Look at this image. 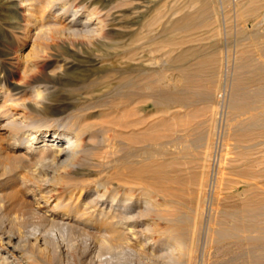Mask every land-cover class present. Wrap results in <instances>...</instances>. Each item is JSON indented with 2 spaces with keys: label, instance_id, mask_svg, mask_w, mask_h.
<instances>
[{
  "label": "bare ground",
  "instance_id": "obj_1",
  "mask_svg": "<svg viewBox=\"0 0 264 264\" xmlns=\"http://www.w3.org/2000/svg\"><path fill=\"white\" fill-rule=\"evenodd\" d=\"M216 1L217 0H171V5L169 6L170 15L168 16L167 13L168 18L163 21L158 11L157 14L153 13L156 3L155 5L149 6L151 2L147 5L145 4L147 0H118V8L133 4L131 7V14H133L132 18H129V20L126 19V22L124 20L125 24H121L122 27H130L133 29L130 31H113V36L121 39V42H113L111 44L115 49L121 47V49H117L114 52V55H127V60L123 66H119L120 68L114 64H108V66L103 64L105 65L103 72L107 77H113L112 75L114 72H119V79H117L115 83L111 80H107L100 88L94 87L97 81H91L90 86L92 89L83 91L68 90V96H63L60 95V92L57 90H53L52 88V90H50L49 85L43 86V88L41 86L25 90V86L21 85L20 82L16 80L15 76H18L20 80L27 77L30 66L23 64L22 60L17 56L16 50H12L11 46L6 44L8 36L5 35L4 29L6 27L4 25H9L10 27L16 25V28H24L25 31L28 32L34 29V31L31 32L32 34L29 33V38H31L33 42L32 49L34 50V56L37 57V60L35 62L33 61V65L38 68V66H41L40 63H44L42 59L54 55L49 53L47 49L46 40H48L49 37L55 38L64 35L99 37V35H102L106 30L107 19L103 16V13H100L96 8H90V6H92V0H0V18L4 20L2 21L4 25L0 23V115H5V119L0 124V132L4 130V134L7 133L5 140L9 148L13 151L25 149L23 152L24 154L27 153V155H21L19 157H9L12 159V162H0V169L3 174H8L14 168L18 167V165H22L21 162L26 159H28V161L34 159L33 168L37 166V168L45 174L52 171L51 168L58 169L70 165L75 166L76 161L82 154L93 150L92 147H89L88 140H94L97 137L95 130H93V128L96 127V123H90L86 120L90 117H97L98 119L99 116L105 112L108 116L106 117L105 115V118L98 119L101 120L97 123L98 125L100 124L98 131L102 133V135H100L102 136L101 141H104L106 145L111 148L109 149L108 146H106L107 148L105 149L108 150L105 151V155L102 157H109V155L116 154L119 151L123 152V154L115 159L100 161L101 166H111L112 164L118 163L120 159L126 161L131 156L136 157V162L133 161V163L137 165L132 168L131 171L134 173L133 175L131 173L129 174L128 171L121 172L119 170L109 173L108 176L102 178V180L97 183V186L90 189L92 190L90 193L93 191L97 192L96 196L94 195L95 197L82 204L83 208L77 205L80 199L76 200L74 206L67 204L69 201L63 206L62 202H60L61 197L58 198L55 204L50 207L51 214H47L49 215L48 221L50 224L57 225L58 223L63 231H65L69 227L74 226L75 221L81 222L85 220L86 225L89 226L106 220L111 223V227H108L110 243L106 244L107 242L104 243V240H100L99 243L106 249L119 251L120 249L127 248L126 243L128 242L124 239L125 237L127 239H131L132 236V238H135L137 225L134 219V212L137 211L139 207H142L143 209L140 211V216H142L143 219L148 220L147 215L156 211L162 219L168 221L167 225L164 227L165 231L169 232L168 236L166 235L157 240L153 238L151 240L149 236L145 237V239L147 238L148 240L146 244L149 242L154 244L150 250V264H193L195 260V264L197 263V258L194 256L193 242L190 244L187 240L190 233L188 230L190 228L187 227L183 230L180 228V222L184 220L182 218L180 219L182 215L178 216L179 218L171 215L173 218L171 216L169 218L168 216L170 213L168 212L167 214L165 210L160 208V205L169 206L171 204L170 200L172 198H170V196L178 197V189L180 187H174V184H178L182 182V180H185L184 174L180 172L183 171L182 168L177 167L175 165L176 162L169 163L167 160H165L166 162L161 161L158 166L156 165L157 170L154 171L156 173V182L154 180L153 182L159 184V198H156L151 190H145L143 187V185H145L144 172L146 171H144L140 158L144 152V146L141 145V143L145 137V132L143 130L145 126L144 116L142 115L144 106L142 102L146 87L144 81L146 77L145 73L151 69V67L146 66L149 63H147L148 54L145 51H147L149 45L157 44L156 40L159 39L161 35H164L162 32L164 31L165 33L166 27L172 31H180L179 33L182 31L186 32V37L183 35V38L178 36L175 38L171 33H169L168 36L167 34L165 35V38L167 36L169 42L171 39L180 38L178 39L179 43L184 42V44L189 40L187 36L188 32L194 27H198V29H200L199 27L204 28L212 21L214 23L213 28L217 29V31L221 30L222 21L224 20L227 22V16L222 10V13H220L216 5L217 3H215ZM232 3L237 7L238 12V14H236L238 22L234 28V49H226L223 55H221V53L219 54L220 51H213L211 53L200 52V49L198 50L195 46L194 48L188 47L183 50L177 47L181 52L176 54L175 60H186L189 62L192 57L201 58L205 56L206 58L205 60L202 58L201 61L198 59L201 64L199 63L195 66L191 65L192 67H189V64H193V61V63L190 62L187 64L189 66L185 67L186 64H184L183 67L181 66L183 71L181 74L184 73V75H182L184 81L183 84L174 85V92L169 88V83L164 84L168 90L163 88V91H166V101L173 99L180 108H188L198 101L204 103L208 100L212 101L213 112L211 113L213 115V125L215 126V130L214 132L212 131V133L215 135L218 130L217 126H219V117L222 114L220 110L224 100L223 97H225V82H227L226 79L228 75L232 77V87H230V89L232 88L233 91L229 104L231 115H233L234 119L228 124L227 134L238 141V152H234L235 154L237 153L238 163L233 166L232 163L235 159H226H229L230 162L233 161L231 163L233 168L230 167L229 171L233 170V172L240 177L236 182L241 185L239 188L235 189V187L232 186V182H230L229 188H233V190H231L227 196L235 199L237 198V201L231 208H221L222 210L219 213L216 212L219 215H214V217L211 215L209 217V226L203 252L200 259L198 258L199 264H264V0H232ZM47 9H52L53 12H56L53 16L54 18L58 17V19L60 18L61 20L64 18L63 21L65 20V22L52 21V24L44 23L43 16L39 15L40 17H38L36 13L37 11H46ZM121 11L120 14L113 16L115 20L118 19L119 15L124 16L126 13L125 9ZM68 13H70L69 17L66 16ZM202 34L204 35V33ZM123 38H126V40L122 41ZM143 38H146L144 42L141 41ZM191 38L196 40V36ZM165 40L166 39H164V41ZM219 40L221 41V38ZM176 41H173V43ZM159 42L160 41H158V43ZM179 43L176 42L175 44ZM124 56L122 58H124ZM202 60L205 61V64L206 62H211L210 69L213 68V71L211 70V77L202 79L201 76H203V72H207L209 68L207 67L209 64H203L204 61L202 62ZM155 62L157 63V61ZM204 65L206 67H204ZM33 68H31L32 71ZM157 72L159 73L158 70ZM154 76L155 75H153L154 79H150L148 86L152 89V92L156 90V92L160 93L159 90L162 88L159 89L157 85L153 86V82L159 79H155L157 75ZM79 78L80 80L82 79L81 77ZM83 79L85 78L83 77ZM114 80L116 79L114 78ZM159 81L157 82L160 83ZM26 93H29V96L27 99H23L21 96ZM164 102L165 101L162 103ZM178 106L173 110L174 112L179 111V109H177ZM71 108L73 109L68 112ZM19 109L21 110L19 111ZM198 113L199 110L195 111L194 109H190L183 117L184 120L187 121L183 122V119L181 120L182 123L178 121L177 125L179 127L181 125L184 126L181 128L183 134H176L178 128H174L173 126L174 124L177 126L176 123L170 125L171 128H174L173 130L171 129L172 134H168L165 130V132L160 131V139L164 136H171V140H167L166 137L164 138V140L166 139L165 142L161 141L163 138L159 140L158 143L160 147L158 150L166 154L169 148L168 144L176 146L181 143L183 146L178 148L180 153L192 147L195 148L197 153L202 149L203 154L200 151L202 163L198 165L205 166V162L211 159L213 154L211 155L209 152L210 145L207 143L208 134H206L204 128V120H199L188 125L189 119H187L188 116H191L190 114L197 116ZM172 117L173 116H171V118ZM196 118H199V116ZM94 120H96V118ZM164 121L163 119L162 122ZM162 122L160 121L158 124ZM162 125H164V123H162ZM167 131H169V129ZM193 132L196 133V136L192 140L184 137L185 135L193 134ZM87 137H89V139H87ZM171 148L172 146H170V149ZM173 153L175 154V152ZM170 154L171 153L167 155ZM177 154L179 155V153ZM197 155H199V153ZM160 159L162 158L160 157ZM152 166H154V164ZM209 166H211V164H209ZM19 177H21V175ZM204 179L206 180V178ZM204 179L202 181H204ZM197 181L199 182L198 179ZM21 182L25 183L26 180L22 179ZM200 183L202 182L200 181ZM204 185L203 183L201 184L199 188L200 191H198L199 193L196 190L199 196H202L200 197L201 201L205 200ZM30 191L38 204H41L42 201L47 205L49 204L50 201L45 198L44 194L37 196L40 194L39 189L31 188ZM203 205L205 206V204ZM189 207L192 208L190 205ZM195 215L203 219L205 216V208L198 204L195 209ZM189 216L190 214L188 213L184 218H190ZM55 217H58V220H56ZM73 217H75L74 220L72 219ZM151 221H146V228L144 230H146L147 233H151L153 230V223L155 222ZM146 232L145 234L147 235ZM163 232L164 230L161 233L163 234ZM180 232L186 237L179 236L178 234ZM127 234H131V237H127ZM193 239L194 236L192 235L191 241H193ZM212 248L214 250H211ZM9 256L15 257V254L0 247V260H2L3 263L6 262ZM164 259H167V261Z\"/></svg>",
  "mask_w": 264,
  "mask_h": 264
},
{
  "label": "rangeland",
  "instance_id": "obj_2",
  "mask_svg": "<svg viewBox=\"0 0 264 264\" xmlns=\"http://www.w3.org/2000/svg\"><path fill=\"white\" fill-rule=\"evenodd\" d=\"M92 1H93L91 3L92 6H90V8L91 7L96 8L98 11H100V13H103V16L107 19L106 20V24H107L106 30L102 33V35L100 34L99 37L98 36H95V37L77 36L76 37V36H65V35L62 37H55V38L49 37L48 39L49 41L46 40V45L48 47L47 49L49 53L54 54V55H52L51 57H47L46 59H42L44 60L43 61L44 63H40L41 66H38V68H36L37 66L33 65V63L37 60V57L34 56V50L32 49L33 42L31 38H29V33L32 34L31 32H33L34 29H32L31 32H28V31H25L24 28H16L15 27L16 25H14L13 27H10L9 25H4V23L2 22L4 20H1L0 18V23H2V25L6 27L4 29L6 33L5 35L8 36V41L6 42V44L10 45L12 50H16V54L17 56H19L20 60H22L23 64L30 66L29 74L27 75V77L20 80L18 76H15L16 80L19 81L21 85L25 86L26 88L25 90H30V88L34 89V88H38L41 86L43 88V86L49 85L50 90L52 89L57 90L60 92V95L68 96V90L83 91V90L92 89V87L90 86L91 81H94V82L97 81L94 87L100 88L104 85L103 83H105L107 80H111L115 83L117 79H119V74H120L119 72H114L112 75L113 77L111 76L107 77L105 76L103 69L105 65L108 66V64H114L117 67L123 66L125 64V61L127 60L126 54H125L126 56H124V54L114 55V52L117 49H121V47L115 49L114 47L111 46V44L113 42L114 43L121 42V39L115 38L113 36L114 35L113 31L114 32H118L122 30L130 31L131 29H133L130 27L126 28V27L121 26V24H125L124 20L126 22L127 20H129V18L130 19L132 18L133 14H131V7L133 4L125 5L122 7L120 6L121 8H118L117 7L118 0H95V1L92 0ZM155 3H156V7L153 13L157 14V11H158L159 15L162 16L163 21H165L168 18L167 13H168V16L170 15L169 6L171 5V0L170 1L169 0H147L145 4L152 6V5H155ZM215 3H217L216 5L220 13L224 11L225 15L227 16L226 20L228 23L223 20L221 30L217 31V29H214L213 28L214 23L212 21H210V24L212 25L209 24L205 26L204 28L199 27L200 29H198V27H194L188 32L187 36L189 40H187L184 44V42L179 43L178 39L183 38V35L184 37H186V32L182 31L181 33H179L180 31H172L171 29H168V27H166L165 33L164 31L162 32V34H164L163 35L164 37L161 35L160 38L156 40L157 44L149 45L147 51H145L148 54L147 55L148 62L147 61L146 62L149 63L146 66L151 67V69L147 71V73H145L146 77L144 81H145L146 87H145V95H144L143 102H142V105L144 106V109H143L144 112L142 111V115L144 116L145 126L143 130L145 132L144 134L145 137L141 143V145L144 146V152L140 158L142 160L141 163L144 167V171H146L144 172L145 173L144 175L145 185H143V187L145 190H148V191L151 190L154 196L156 198H159L160 197V195L158 194L159 184L155 183L156 173L154 172L155 170H157L158 164L161 161L163 162L167 160V162L169 163L176 162L175 165L179 168H182L183 171H180V172L184 174L183 176L185 177V180H182V182L178 184H174V187L176 186L177 188L180 187L178 189V192H179L177 195L178 197L170 196V198H172L170 200L171 204L169 206L160 205V208L162 210H165L167 214L168 212L170 213V215L168 216L169 218L171 215L177 218H179L178 216L182 215L180 219L182 218L184 220H181L183 222H180V228H182V230L187 227L190 228V229L188 228L189 230L187 229L188 232H190L187 240L189 241L188 243L190 244L193 242L192 245L194 246V256L197 258L196 264H199V259L203 252L205 238H206L208 226H209V222H208L209 217L211 215L214 217V215H217L222 209H225L228 207L231 208L237 201V198L235 199V198L227 196L228 193L231 190H233V188H229L230 182H232V186L235 187V189L239 188L241 185L240 183L236 182L240 179V177L237 176L235 172H233L232 170L233 166H235V164L238 163L237 153L236 154L234 153V152H238V148H237L238 141H236V139L234 140V138L230 137L227 134L228 124L230 121H233L234 119L233 115H231V109H230V104H229L230 103L229 100H231V93L233 91L232 88L230 89V87H232L231 86L232 77L231 75L230 76L228 75L226 79L227 82H225V86H226L224 90L225 97H223L224 100H223L221 110H220V113L222 114L219 117V120H220L218 123L219 126H217V129L219 131L217 130L216 131L217 134L215 135L212 133V131L214 132L215 130V126L213 125L214 121L212 120L213 115L211 113L213 112V105H212L213 102L212 101L208 100L205 103L198 101L194 103L192 106H189L188 108L187 107L180 108L176 104V102L173 101V99H171L173 102L171 100L169 101L167 100L168 102L166 101L165 99L166 91H163V88L165 90H168L164 84L169 83L168 84L169 88L172 89L171 91L174 92L173 87L177 86L178 84H183L184 77L182 75H184V73L181 74V72H183L182 67L184 66V64H186L185 67L189 65H190L189 67H192L200 63L198 59H200L201 61L202 58L204 60L206 58L205 56L204 57L202 56L201 58L192 57L189 62L186 60H175V56H177L176 54L181 52L179 51V49L183 50L184 48H188V47L194 48L195 46V48H198V50L200 49L199 50L200 52L211 53L213 51H216V52L220 51L219 54L221 53V55H223L226 49H231V50L234 49L235 47L234 28L236 27V24L238 22V18H236L237 17L236 14H238L237 7L232 3V0H217ZM220 3L223 5H221ZM124 9L126 12L124 16L125 15L126 16L124 17V16L119 15L120 16L119 17L117 15L118 19L115 20L113 16L116 14H120V12H122L121 10H124ZM52 12H53L52 9H47L46 11L41 10V11H37V13L35 12L36 14H38V15L36 14L35 15L38 17L43 16V18L45 19V20L43 19V21L46 24H49V23L52 24L53 23L52 21L65 22V20L63 21L64 18L62 20L60 18L58 19V17L54 18L53 16L56 12H53V13ZM66 16L69 17L70 13L66 14ZM107 29H110V30H107ZM194 30H197V31H194ZM169 33L175 36V38L177 36L180 38H177L174 40L171 39L172 41L170 40L169 42L167 38ZM202 33H204V35ZM166 34L167 36L165 38ZM195 36H196V40H193V38L191 37H195ZM220 38H221V41L219 40ZM164 39L166 40L164 41ZM123 40H126V38H123L122 41ZM145 40L146 38H143V40L141 41L144 42ZM158 41H160L161 43L160 42L158 43ZM173 41H176L179 44H175L176 42L173 43ZM180 45L182 48L180 47ZM152 46L153 47L155 46V47L153 48ZM177 47L179 49H177ZM167 51H169L170 53ZM123 56L124 58H122ZM204 60H202V62ZM155 61H157V63ZM192 61L194 63L196 61V63L194 64ZM117 62H119L120 64ZM190 62H192L193 64H189ZM203 64H205V61ZM207 64H209L207 66L209 68L207 72L206 71L203 72L204 77L201 76L202 79L212 76L211 70L213 71V68L210 69L211 62L210 61L206 62L205 65ZM205 65L204 67H206ZM31 68H33V71ZM157 70L159 71V73L157 72ZM153 75L155 76L157 75V77L154 76L155 79L159 78L157 79V81L160 80L159 81L160 83H158L157 81L153 82V86L157 85L159 89L162 88L161 90H159L160 93L156 92V90L155 91L153 90L156 93L152 92V89L148 86L150 79H154ZM79 77H81L82 79L80 80ZM83 77L85 79H83ZM114 78L116 80H114ZM28 96H29V93H26L21 97L23 99L24 98L27 99ZM163 101L165 102L162 103ZM198 105L199 106L201 105V106L199 107ZM176 106H178L177 108L179 109L178 112L173 111L176 109ZM72 109L73 108L69 109L68 112L71 111ZM190 109H194L195 111L199 110V113L197 116H193L192 114H190L192 118L191 116L187 117V119H189L188 125L193 124L194 122H197L199 120L200 121L204 120V128L206 130V134H208L207 143H209L210 145L209 152L211 153V155L212 154L213 155L211 156V159L205 162L206 164L205 166L198 165L202 163V159H200L202 158V155H201L202 149H200L201 153L200 151L198 152L199 155H197L198 153L196 152L194 147L190 149L188 148L187 151L185 152L182 151L180 153L178 151L179 150L178 148H181L183 146V144L181 143V144H177L179 146L177 145L173 146L172 144H168L169 148L166 154H163L162 152L158 150L160 147L158 143L159 140H161L162 138H163V140H161L162 142H165L166 139L171 140V136L169 137L164 136L160 139V134H161L160 131L165 130L166 132H168V134H172L171 131L174 128H178V131H176V134H180V133L183 134V131H181V128H183L184 126L181 125L179 127L177 123L178 121L181 122L182 119H183L182 120L183 122L187 121V120H184L183 117L186 115V112L189 111ZM20 110L21 109H19V111ZM105 115L106 117L108 116V114H106L105 112L101 114L99 118L103 119L105 118ZM171 116H173L172 118L174 119H172ZM198 116L200 119L196 118ZM92 118L93 120L96 118V120L93 121ZM4 119H5V115L1 114L0 124ZM98 119L97 117H90L89 119L86 120L87 122H90V123H96L95 125L96 127L93 128V130H95L97 137L94 140L89 139V137H87V139H89L88 140L89 147H92L93 150L91 152L82 154V156L76 161L75 166L70 165V166H67V167L65 166V167H61L58 169L51 168L52 171L45 174V173H42L37 168V166L33 168L34 159L29 160V161L28 159H26L25 161L21 162L22 165H18V167L14 168L8 174H3L2 170L0 169L1 170L0 171V236H1L0 237L1 239L0 247H3V249L9 250L13 254H15V257L9 256V258L6 260L5 263H3L2 260H0V264H150V256H151L150 250L154 246V244H151L150 242L146 244L148 240L147 238L145 239V237L149 236V239L151 238L152 240L153 238L154 240H157L162 237H165L166 235L167 236L169 235V232H166L164 228L167 225L168 221L166 219H162L159 216V214H157L156 211L152 212V214L150 215H147L149 221L152 220L151 222L153 221L155 222L153 223V230L151 233H147L146 230H144L146 228V223H147L146 221L148 220L143 219L142 216H140L141 215L140 211H142L143 208L139 207L137 211L134 212V217H135L134 219L137 225L136 226L137 233L135 235V238H132L133 236L131 237V234H127L128 235L127 237L129 238L131 237V239H127L124 236L125 237L124 239L126 240V242H128L126 243L127 248L120 249L119 251L106 249L105 247H102L101 244L99 243L100 240L101 241L104 240V243L107 242L106 244L110 243V234L108 232L109 230L108 227H111V223L106 220L100 221V223H94L89 226L86 225L85 220L81 222L75 221V225L69 227L65 231H63V229L59 226L58 223L57 225L56 224L52 225L48 221L49 215L47 214H51L50 207H52L55 204L58 198L61 197L60 202H62L63 206H65V204L68 201L69 202L67 204L74 206V204L76 203V200L80 199L79 200L80 202L77 205L83 208L82 204L86 203V201L88 202L89 200H91V198L96 196L97 192L93 191L90 193V191H92L90 189L97 186V183L100 180H102V178L108 176L109 173L119 170L121 172L128 171V173L129 174L131 173L132 175L134 174L131 172L132 168H134L137 165L133 163V161L136 160L135 159L136 157L134 156H131L126 161H123L120 159L118 163L112 164L111 166L110 165L106 167L101 166L100 161L118 158V156L120 157L123 154V152L119 151L116 154L114 153V154L109 155V157H104V158L102 157L105 155V151L108 150V149H105L107 148L106 146L108 145H106L104 141H101L102 136L100 135H102V133L98 131L100 124L99 125L97 124L101 120H98ZM163 119L165 120L164 122H162ZM160 121L164 123V125H162V123L158 124L160 123ZM174 123H176L177 126H175ZM206 124H209V125H206ZM170 125H173L174 128H171ZM213 126H214V129H213ZM166 129L167 130L169 129L170 132L167 131ZM1 131L3 132L4 130H1ZM2 132H0V136H1V139H0L1 152L0 153H2L0 154V162L9 163V162H12V159L9 158L11 156L19 157L21 155H27V153L24 154L23 152L25 151V149H19L17 151H13L11 148H9L8 144L6 145V140H5L7 133L5 132L6 134H4V132L3 133ZM195 134L196 133L193 132V134H188L187 136L186 135L185 136L183 135V136L192 140L196 136ZM165 137L166 139L164 140ZM170 146H172L171 148L172 150L170 149ZM108 148L110 149L111 147L108 146ZM173 152H175L176 155ZM169 153L171 154L167 155ZM177 153H179V155ZM159 155L162 159H160ZM226 158H229L231 160L235 159L234 162L235 161L236 162L235 163L233 161L230 162V160ZM194 161L196 164L194 163ZM197 161L199 162L201 161V162L199 163ZM180 162H181V165H180ZM231 163L233 166H231ZM153 164L154 166H152ZM209 164H211V166H209ZM197 166H200V167H197ZM230 167H232L231 168L232 171H229ZM200 168H202L203 170ZM18 175L19 176L21 175V177H19ZM198 175L200 176V178ZM195 176H198V177H195ZM202 178L203 179L206 178V180L204 179V181H202L203 180ZM22 179L26 180V182L25 183L21 182ZM197 179L199 180V182L197 181ZM153 180L155 182H153ZM200 181L203 184H205L204 185V189H205L204 190V193H205L204 201H201L200 197L202 196L201 195L199 196L198 194L199 193L198 191H200L199 188L202 184L200 183ZM227 183L229 186L227 185ZM31 188L39 189L40 194H38L37 196L44 194L45 198L50 201L49 204L47 205L44 201H42L41 204H38L35 198L33 197L32 192L30 191ZM196 190L198 193L196 192ZM190 192L191 194L192 193L194 194L191 195ZM202 203L205 204V206ZM198 204H200L201 206L205 208V216L203 219L195 215V209ZM189 205L193 209L190 208ZM188 213L190 214L189 216L190 218L185 219L184 216ZM55 219L58 220V217H55ZM72 219L74 220L75 217H73ZM163 230L164 232L162 234L161 232ZM145 232L147 233V235L145 234ZM178 235L183 236L184 238L186 237L181 232ZM192 235L194 236L193 241H191ZM211 250H214V249L212 248ZM164 260L167 261V259H164ZM195 261L193 264H195ZM9 262H13V263H9Z\"/></svg>",
  "mask_w": 264,
  "mask_h": 264
}]
</instances>
